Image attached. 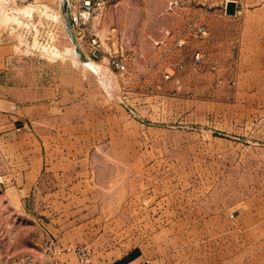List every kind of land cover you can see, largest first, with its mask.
Segmentation results:
<instances>
[{"label": "rangeland", "instance_id": "1", "mask_svg": "<svg viewBox=\"0 0 264 264\" xmlns=\"http://www.w3.org/2000/svg\"><path fill=\"white\" fill-rule=\"evenodd\" d=\"M65 9L0 0V264H264V0H110L93 66Z\"/></svg>", "mask_w": 264, "mask_h": 264}, {"label": "built area", "instance_id": "2", "mask_svg": "<svg viewBox=\"0 0 264 264\" xmlns=\"http://www.w3.org/2000/svg\"><path fill=\"white\" fill-rule=\"evenodd\" d=\"M110 0H77V7L72 12V25L76 31L78 39H87L90 48V54L93 58H99L101 52V42L94 28V21L105 9ZM90 28L86 34V29ZM117 68L124 69L125 65L122 60L113 59L112 62ZM3 264H37L35 257L32 255H24L22 257L13 258Z\"/></svg>", "mask_w": 264, "mask_h": 264}, {"label": "water", "instance_id": "3", "mask_svg": "<svg viewBox=\"0 0 264 264\" xmlns=\"http://www.w3.org/2000/svg\"><path fill=\"white\" fill-rule=\"evenodd\" d=\"M67 7L68 6H66V9H65L66 12L64 11L66 13V15H65V17H66V28H68V30H70V35L73 38L74 43H76L77 35H76V32H75V29H74L72 23L69 20H67V18H68V16H67L68 15V8ZM234 11H235V7H234V5H231L230 8L228 9V12L229 13H234ZM80 55L84 59H87V57L85 56V54L83 52H81Z\"/></svg>", "mask_w": 264, "mask_h": 264}, {"label": "bare ground", "instance_id": "4", "mask_svg": "<svg viewBox=\"0 0 264 264\" xmlns=\"http://www.w3.org/2000/svg\"><path fill=\"white\" fill-rule=\"evenodd\" d=\"M66 3H68V1L66 2V0H62V6L63 5H65V7H66ZM67 6H68V4H67ZM64 12V11H63ZM63 15L65 16L66 14L65 13H63ZM52 17V16H51ZM56 17V16H55ZM59 17V16H58ZM65 19V18H64ZM66 24V23H65ZM74 42V41H73ZM79 42V41H78ZM77 41H76V43L74 44L75 45V47H74V51L73 52H75V53H77V54H80L81 52H84V50H83V47L81 46V44L80 43H78ZM69 49V48H68ZM54 52H56V51H54ZM72 53V52H71ZM74 53V54H75ZM62 55V54H61ZM86 56V55H85ZM80 57V56H79ZM78 62V61H77ZM87 62H88V64L89 65H94V63L93 62H91L89 59H87ZM96 65V64H95ZM86 67V66H85Z\"/></svg>", "mask_w": 264, "mask_h": 264}, {"label": "crops", "instance_id": "5", "mask_svg": "<svg viewBox=\"0 0 264 264\" xmlns=\"http://www.w3.org/2000/svg\"><path fill=\"white\" fill-rule=\"evenodd\" d=\"M16 92H20L19 90H16ZM0 118L3 119V121H5L6 115L4 113H0ZM5 130V128H3Z\"/></svg>", "mask_w": 264, "mask_h": 264}]
</instances>
